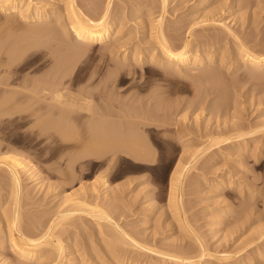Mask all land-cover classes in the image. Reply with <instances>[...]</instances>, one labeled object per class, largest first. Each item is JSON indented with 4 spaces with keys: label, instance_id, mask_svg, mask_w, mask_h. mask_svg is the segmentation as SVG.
I'll return each instance as SVG.
<instances>
[{
    "label": "rangeland",
    "instance_id": "1",
    "mask_svg": "<svg viewBox=\"0 0 264 264\" xmlns=\"http://www.w3.org/2000/svg\"><path fill=\"white\" fill-rule=\"evenodd\" d=\"M34 1L39 3L47 1L46 7L50 10L52 8L53 12L51 11L52 16L45 24L52 23L53 26L54 14L57 15L59 10L60 13L63 12L61 9L64 10V3L67 0ZM200 1L202 0H168L166 10L163 11L159 0L153 2L152 0H110L113 11L125 12L123 23H121L123 30H113L110 39L101 46L91 45L88 49L78 50L79 52L73 49L77 44L74 45L72 39L63 38L69 47L60 49L53 38H46V42L43 43L44 49H41L44 52L42 53L43 67L40 65V69L36 70L35 64L31 63L27 68L17 72L18 79L21 81L26 77H29V80L39 78L40 75L45 83V90L46 88L48 90L45 93L48 99L45 101L47 106L44 114V120L47 121L48 126H43L41 144L36 143L35 126H0V142L5 139V144H8L7 142L10 146L12 144V147L17 150L10 153H18L16 155L25 162H29L30 170L34 169L35 174L38 175L36 181L31 180L32 178L25 173L21 175L23 191H20L22 204L20 212L23 215L20 214L22 218L20 219L23 221L22 227L25 226V229L21 227L24 231L30 225L34 227L36 224H43L42 226L45 227L50 224L54 219L53 207L57 208L65 196L70 194L82 196L89 191L88 194L91 196L86 201L92 207L97 205L98 209L102 208L104 212L106 211L105 213L108 212L112 223L119 224L122 231L130 234L137 241L141 240V243L145 245H154L153 247L159 249L163 246V251L164 246H167L165 249L167 251L169 245H177L172 247L174 250L176 248L175 251L178 248L179 253L192 251L194 255L196 253L194 251L201 244L209 248L208 252L211 249L210 253L214 255H227L230 261L240 258L238 260L242 262L252 260V264H264V261H261L264 260V253H261L264 252L261 251L264 250V239H262L264 223L260 225L262 230L256 227L260 222H264V216L261 215L264 212L262 209L264 207L262 204L264 203L262 200L264 199L262 198L264 197V131H258L259 134L256 132L253 138H244L245 148L242 149L238 148L237 141L243 138H237V141L232 139L229 143L213 142L217 137L222 135L225 137L226 131H232L231 135L235 133L234 130L237 132L242 126L243 130L245 127L247 128L245 130H249L260 125L264 126V71L256 74L251 67H241L237 70L233 68L234 57H236L235 48L239 42L243 41L249 48L264 54V0H250L249 2L253 5L250 4L249 7H240L242 3L248 2L247 0H205L202 1V6L199 4ZM76 2L78 7L81 6L82 11L94 18V15L102 11L103 4L105 6L107 0H76ZM140 2L148 4V7L146 8V5L145 8H141ZM234 5L235 8L231 9ZM96 9L98 11H95ZM17 12L1 10L0 23L3 24L4 19L10 20L12 15L15 22H22L18 20L20 17ZM95 12L97 13L94 14ZM161 13H164V32L170 36L174 44H180V40L190 38L189 41L200 42L201 45L205 44L209 47L215 45L218 48L220 52L212 58L210 66L207 67V63L199 65L200 67L196 69L198 73L192 70L190 72L189 69L178 73L162 64H150L147 61L146 57L153 46V43L149 42H153L154 39L151 34L153 28L149 27H153ZM63 17L62 13L61 18ZM64 19L66 21V18ZM225 25L232 28V36L228 34ZM208 29L211 30L208 31L209 34ZM174 46L179 47V45ZM136 47L139 48L136 49ZM147 47L149 50L143 51ZM30 50L27 54L34 49ZM141 52L144 59L141 57V61H137L142 55ZM123 53L128 55L125 59L122 58ZM221 53L224 56L223 62ZM135 55H137L136 58ZM1 71L0 75H3L4 72ZM56 90L62 93L61 96L63 95L60 96L61 101L68 104L61 103L62 106L56 101L53 97L55 94L53 92ZM231 127L234 129L231 130ZM227 134L226 137L229 135ZM212 138L215 139L211 140ZM5 144L2 142L0 146ZM126 147H131L132 150L125 151ZM2 156L5 155L0 153V160L3 159H1ZM245 158L246 161H244ZM176 165L184 166L182 170L180 167L179 171H183L188 165L189 168L187 173H185L187 169L184 172L181 186L183 188L175 191L170 174ZM0 166V214L5 216L0 217V239L3 238L0 243V264H37L39 259L41 262L39 264H53L55 257H51L55 256V253L53 252L51 256V252L48 251L50 255L48 256L46 251L50 246L43 247L46 248L43 253L47 256L44 258L43 255L38 259L34 257L20 259L7 248L4 240H9L11 233L5 231L7 228H4V221L11 209L12 196H8L11 191L9 190L10 181L5 171L7 167L1 163ZM231 170H237L240 173L237 171L230 173ZM103 179L108 181L109 190L101 186ZM222 179L235 182L234 187L222 191L219 188L220 183L223 182ZM240 179L243 182H239ZM217 190L222 191L223 195ZM174 191L182 197V206L179 211H176L174 200H172L176 195ZM23 195L26 198H23ZM75 198L80 201L81 197ZM89 198L91 200H88ZM222 200H224L223 205H220ZM226 202L228 206L225 205ZM177 212L179 215L176 214ZM84 216H77L81 218L79 221L77 220L80 218L75 220L77 217L74 216L75 218H70L71 221L68 219L67 224L61 226L60 231H57L58 228L56 230L63 234L61 237H63L64 245L68 243L65 245L66 255L61 264L73 263L81 253L88 255V248L92 244V246L96 245L95 249L100 246V249L107 248L106 250L102 248L104 251L97 249L96 255L88 256L89 263L97 261L95 258L100 251L102 252L99 257L102 256L104 259V261L100 260L101 264L111 263L114 259L110 260V258L117 254L120 256H115L114 261L117 260L116 263L113 261L115 264L127 263L126 256H130L133 260L136 258L140 264H146L149 260L150 264H154L156 261L157 256L147 250H144L143 255L139 254L142 259L145 258L144 261L138 253L135 255H138L141 261L137 256L132 258L133 250L128 254V246L125 247L127 252H116L117 254L110 255L111 247L104 245L103 242L107 236L105 233L102 235L105 228L101 229L96 220L87 215ZM186 221L196 231L189 228V223ZM102 223L108 225L107 222ZM214 224V229L210 228ZM37 225L36 229L40 233L44 228L39 229ZM36 229L33 231L37 235ZM198 238L202 239V242ZM249 242L253 247H250ZM196 243L199 245L195 247ZM99 244L100 246L97 247ZM74 245L77 246L76 249L81 247L76 254L72 253ZM82 247L87 249L86 253ZM129 249L132 248L129 247ZM174 250L172 253L178 254ZM120 253L126 254L121 257ZM255 254L260 257L259 260H256ZM151 257L154 258L151 259ZM254 257L255 261H253ZM43 258L44 261L46 259L45 262ZM162 260L163 258L158 259V264L166 262ZM212 261L214 264L219 263L216 259Z\"/></svg>",
    "mask_w": 264,
    "mask_h": 264
},
{
    "label": "bare ground",
    "instance_id": "2",
    "mask_svg": "<svg viewBox=\"0 0 264 264\" xmlns=\"http://www.w3.org/2000/svg\"><path fill=\"white\" fill-rule=\"evenodd\" d=\"M43 1V0H42ZM66 1V0H65ZM64 1V2H65ZM96 1V0H95ZM153 1H156V0H152ZM158 1V0H157ZM160 1V4H161V8L162 10L164 11V9L166 8V6L168 5V0H159ZM202 1H205V0H202ZM200 1L199 4L200 6L203 5V2ZM248 2H244L240 5V7H249L250 4H252L251 2H249L250 0H247ZM38 2V3H37ZM35 2L34 0H28V1H24L22 2V0H0V11L3 10V11H18V15L20 18H18V20L20 19L22 22H15L14 19L12 18V15L10 17V20H6L4 22L3 20V24L0 23V71L2 70L4 72V74L0 75V126H35L36 127V134H35V139H36V143L37 144H41L42 140H43V126H48L46 125V122L44 120V114L46 113V106L45 105V101L48 99H46V97H48L47 95H45L46 91L48 92L47 88L45 90V83L43 81V78L39 75V78H35V79H31L29 80L27 77L26 78H23L22 81L18 79V74L17 72L21 71L23 68H27L29 65H31V63H34L35 64V69L36 70H39L40 67L42 66V60H43V54L44 52H42V48L44 49L43 47V43L46 42V38H49V39H52L55 40V43H56V46L60 49H62L61 47H63L64 49L67 48L69 46H67L63 40L64 39H72V43L75 45V43L77 44L76 46L73 47V49H75L77 52H79L78 50H83V49H88L89 46L91 45H99L101 46L102 44H104L108 39H110V36L112 34V31L113 30H123L122 29V25L121 23H123L122 21L124 20V13L122 12H119V11H113L111 9V3H110V0H107V2L105 3V6L103 4V7L102 8V11L101 9H99L101 12L99 14H96L97 12H95L94 14V18L88 16L86 14L85 11H82L80 9V7H78V4L76 2V0H67L64 4H65V7H64V10H62L61 8V11L63 12H59L57 9L56 11L57 12V15H55L54 13V20H55V24H53V26L48 23V24H45L47 22V20L52 16L51 14V11H52V8L50 10V8L46 7L47 4V1L46 2H42V3H39V1ZM52 2V1H51ZM148 2V1H147ZM150 2V1H149ZM32 3H35V4H32ZM55 3V2H54ZM93 3V1H92ZM100 3V2H99ZM151 3V2H150ZM56 4V3H55ZM63 4V2H62ZM95 4V3H94ZM140 7L141 8H146L148 7V4L146 3H141L140 2ZM54 5V4H53ZM59 5V4H58ZM96 5V4H95ZM157 5V4H156ZM231 5V4H230ZM253 5V4H252ZM50 6V5H49ZM56 6V5H55ZM86 6V5H85ZM139 6V5H138ZM232 6V5H231ZM52 7V6H51ZM96 7V6H95ZM102 7V6H101ZM157 7V6H156ZM59 8V7H58ZM158 8V7H157ZM235 8V5L233 7H231V9H234ZM92 9V8H91ZM115 9V8H114ZM154 9V8H153ZM55 10V9H54ZM94 10V9H93ZM144 10V9H143ZM166 10V9H165ZM95 11H98L97 9ZM124 11V10H123ZM148 11V9H147ZM53 12V11H52ZM92 13L94 11H91ZM140 12V11H139ZM151 12V11H150ZM158 12V11H157ZM9 13V12H8ZM13 13V12H11ZM59 13V14H58ZM62 13L64 14V17L61 18L62 16ZM144 13V12H143ZM102 14L101 16H97V15H100ZM163 14L164 13H161L160 14V18L157 19V21L155 22V24H153V27H149V25L147 27L149 28H153L152 29V36L154 37L153 39V42H149V43H153V46L152 48L150 49L146 59L147 61L150 63V64H162L164 66H166L167 68L175 71V72H178V73H181V72H186L189 71L191 72H195L197 67L201 64H206L207 63V67L210 66L209 63L212 62V58H214L217 54H219V50L217 47H209L208 45L205 46L204 45H201L200 42H194V41H189V39H185V40H180V44H174L172 41H171V38L170 36H168V34L166 35L165 32H164V28H163ZM7 15V14H6ZM10 14H8L9 16ZM17 15V16H18ZM16 16V15H15ZM93 16V15H92ZM96 16L98 18H96ZM139 16V15H138ZM145 16V14H144ZM12 18V20H11ZM15 20L16 17H14ZM61 18V19H60ZM66 18V21L65 19ZM149 18V17H148ZM64 19L63 21H60ZM123 19V20H122ZM149 21V20H148ZM1 22V21H0ZM16 24H15V23ZM144 22V20H143ZM23 23V24H22ZM30 25H29V24ZM31 23H38V24H31ZM44 23V25H43ZM152 22H150L151 24ZM224 24V23H223ZM51 25V26H50ZM145 26V25H144ZM152 26V25H151ZM165 26V25H164ZM208 27V25H207ZM225 28H227V31H228V34L230 36H232V28H228L226 25L224 26ZM205 28V27H204ZM221 28V27H220ZM231 29V30H230ZM148 30V29H146ZM218 30V29H216ZM215 30V31H216ZM221 30V29H220ZM193 31V30H192ZM208 31H211L210 29L207 30ZM214 31V32H215ZM224 31V29H223ZM150 33V32H149ZM234 33V32H233ZM209 34V32H208ZM212 34V33H211ZM150 35V34H148ZM206 37L208 38L207 36V33L205 34ZM213 35V34H212ZM235 35V34H234ZM194 36V34H193ZM210 36V35H209ZM225 36V35H224ZM228 36V35H227ZM205 37V38H206ZM236 37V36H234ZM150 38V37H149ZM152 38V37H151ZM206 38V39H207ZM238 38V37H236ZM233 39V38H232ZM45 40V41H44ZM69 40V41H70ZM74 40V42H73ZM192 40V38H191ZM199 40V39H198ZM205 40V39H204ZM234 40V39H233ZM242 40V39H241ZM51 41V40H50ZM67 41V40H65ZM149 41H152L149 39ZM206 41V40H205ZM217 41V40H216ZM219 41V39H218ZM239 41V39H238ZM145 42V41H144ZM203 42V41H201ZM207 42V41H206ZM210 42V41H209ZM140 43V42H139ZM71 43H69L70 45ZM208 44V42H207ZM214 44V43H213ZM246 44V43H245ZM242 42H239L236 46V53H235V64L233 65V68L234 70H237L241 67H244V68H252L254 73L256 72V74L258 72H261V71H264V54H260L259 52H256V50L254 48H249V46L246 44L245 45ZM152 45V44H151ZM150 45V46H151ZM174 45H179V49L176 48ZM55 46V47H56ZM105 46V45H104ZM139 46V45H137ZM202 46V47H201ZM204 46V47H203ZM208 46V47H207ZM135 47V46H134ZM142 47V46H141ZM140 47V48H141ZM145 47V46H144ZM71 48V47H70ZM139 48V47H136V49ZM146 48V47H145ZM145 50H149V47H147V49ZM30 49H34L30 54H27V52L30 50ZM254 49V50H252ZM56 50V49H55ZM59 50V49H58ZM142 50V48H141ZM153 50V51H152ZM31 51V50H30ZM54 51V50H53ZM66 52V50H65ZM222 52V51H221ZM145 53V52H144ZM262 53V52H261ZM27 54V55H26ZM55 54V53H54ZM142 54V52H141ZM147 54V53H146ZM222 54V53H221ZM221 58H222V62L224 61L223 58V54L221 55ZM234 54V52H233ZM63 55V54H62ZM75 55V54H74ZM140 55V54H139ZM138 55V56H139ZM66 56V55H65ZM128 55L126 53H123V59H125ZM137 55H135V58H136ZM143 54L139 56L138 60L137 61H141L140 58L142 57L143 58ZM134 58V59H135ZM220 58V59H221ZM144 59V58H143ZM226 59V58H225ZM145 61V60H143ZM220 61V60H219ZM58 62V61H57ZM64 62V61H63ZM60 63V62H59ZM41 65V66H40ZM162 66V67H164ZM43 67V66H42ZM200 67V66H199ZM207 69V68H206ZM1 71V72H2ZM2 72V73H3ZM189 72V73H190ZM197 72V71H196ZM198 73V72H197ZM201 73V72H200ZM25 76V75H24ZM21 77V76H20ZM59 91V90H58ZM50 92V91H49ZM60 92V91H59ZM56 91H54L53 93V97H55L56 101H58L60 104H66L67 102L66 101H69V100H66L65 102L66 103H63V101H61L60 99V96L61 94ZM51 93V92H50ZM48 94V93H47ZM46 96V97H45ZM63 96V95H62ZM61 96V97H62ZM53 97L51 96V98L53 99ZM50 98V99H51ZM49 99V100H50ZM73 101V99H72ZM49 102V101H48ZM54 102V101H53ZM58 102H57V105H58ZM74 103V102H73ZM72 103V104H73ZM61 104V105H62ZM68 104V103H67ZM71 106H75V105H72ZM56 105V106H57ZM60 106V105H59ZM63 106V105H62ZM66 106V105H64ZM67 107V106H66ZM51 109V107H50ZM69 109V107H68ZM72 109H74L72 107ZM52 110V109H51ZM66 110V109H65ZM48 112V111H47ZM67 114V112H66ZM98 122V121H97ZM102 124V123H101ZM100 124V125H101ZM261 124V123H260ZM259 125V124H258ZM8 126V127H9ZM257 126V125H256ZM233 127V126H232ZM231 127V128H232ZM241 127V126H240ZM243 127V126H242ZM240 128L239 131L236 132V130H234L235 133L231 134L230 135V132H227L224 133V136L225 137H222L220 136L219 138L217 137L216 139L215 138H212L211 140L215 139L213 142L214 143H217L219 141H224V142H231L232 139H236V141L238 140L237 138H240L243 140H238L237 141V144H238V148L242 149V148H245V139L244 138H253V136L256 135V132L258 133V131H264V126L260 125V126H257L253 129H249V130H245L247 129L245 127V129L243 130V128ZM1 129V127H0ZM21 129V128H20ZM47 129V128H46ZM234 128H232L231 130H233ZM28 130V129H27ZM3 131V130H2ZM30 131V130H29ZM210 131V130H209ZM1 132V131H0ZM215 132V131H214ZM218 132V131H217ZM216 132V134H218ZM210 133V132H208ZM229 135H228V134ZM1 134V133H0ZM9 134V133H8ZM32 134V133H31ZM211 134V133H210ZM226 134L228 135L226 137ZM259 134V133H258ZM30 135V134H29ZM28 135V136H29ZM133 135V134H132ZM261 135V134H260ZM258 136V135H257ZM2 138V137H1ZM10 139V137H9ZM28 139V138H27ZM258 139V138H257ZM5 140V139H4ZM4 140L2 139L1 142H0V145L1 143L4 142ZM210 140V141H211ZM234 141V140H233ZM7 142V141H6ZM33 142V141H32ZM244 142V143H243ZM249 143V140L247 141ZM246 142V143H247ZM9 144V142H7ZM208 143V142H207ZM220 143V142H219ZM227 143V144H228ZM5 144L4 146H0V153H3L5 156H2L0 160V163L5 165L7 168H3L5 171H6V175L10 181V185H9V190L11 191V193L9 192L8 196L10 195V197L12 196V204H11V209L9 211V215L6 217L5 219V227L4 228H7L5 231H9L11 234H10V238L9 240H4V242H6V246L7 248L9 249V251H11L12 253L16 254L17 257H19L20 259L21 258H25V259H28V258H33L34 259H38L40 258L41 256L44 255V258L49 254L48 251H50L51 253V256L53 254V252L55 253V256H52L51 258L55 257L53 259L54 263L53 264H61L63 261V258L65 257V245L68 244L66 243L64 245L63 243V237H61L63 234H61V232H57V231H60L61 230V226H63V224H67L66 221H71L70 218H75L74 216H80V217H83L84 215H87L91 218H93L94 220L97 221V224L98 226H101V229L105 228L104 231H103V234L105 233V236H106V239L103 240L104 242V245L106 244V246L108 245L109 247H111V251H110V255H114L119 253V252H127L125 251V247L128 246V250L129 252H127L128 254L131 252V256H133L132 258H134V256H137V258L142 254L143 255V252L144 250H147L152 252L153 255L157 256L156 257V261L154 262L152 260V262H154V264H158V259L161 260L163 258V262L164 260H166L165 263H161V264H214V261L213 260H218V262L221 264H252V260L250 261H247V262H242L238 259V256H237V260L236 261H230L229 260V257L225 254H221V255H214L213 253H210V250L208 252V249L206 247H203L201 244L198 246L197 243L194 244L195 247H197V250L194 251V247H193V251L196 252L194 255H193V252L191 251L190 252V248H189V252L190 253H181V255H179L180 253L178 252V248H177V251L176 248L175 250L172 248L174 246L177 247V245H169L170 246V250H169V246H168V250L165 251V249H167L166 247L167 246H164V251L162 250L163 246L159 248H156V247H153L154 245H148L145 243H141L142 241H137L135 238L131 237L130 234L122 231L120 229V227L114 223H112L111 221V218L109 217V215L107 213L104 212V210H102V208H99L96 207L97 205H95L94 207H92V205L90 203H88L87 198L89 196H91L88 191V193H84L81 195H76V196H79L81 197L79 200L80 201H77L76 200V196H74V194H70L68 196H65L64 198H62V200L60 201V203L58 204L57 208L56 206L53 207L54 209L52 210V214H54V219L51 221L50 224H48L47 226L43 227L41 225H37L38 228H44L42 231H40L39 233V230L36 229V225L33 227V225H30L29 227H26V230L24 231V227H22V218L20 217V214H21V197H20V191L22 189V183L21 181L23 182L22 180V174L25 175L27 174L29 178H32L31 180H35L37 179L38 175L37 173L35 174V171L34 169L31 171L30 170V167L31 165H28L27 162H25V160H22L20 157H18L16 154H13V153H10V152H15V148L12 147V144L10 146V144ZM120 144V143H119ZM127 144V143H126ZM125 144V145H126ZM208 144H213L212 142L211 143H208ZM222 144V143H221ZM234 144V142H233ZM236 144V143H235ZM27 145V144H26ZM256 145V144H255ZM25 146V145H24ZM121 146V144H120ZM208 146V145H207ZM210 146V145H209ZM214 146V145H213ZM206 147V146H205ZM249 147V146H248ZM17 148V147H16ZM131 148V147H130ZM130 148H127L126 147V150L125 151H130L132 149ZM217 148V147H216ZM235 148V147H234ZM236 148V149H238ZM247 148V147H246ZM27 149V148H26ZM252 149V148H251ZM191 150V149H190ZM211 150V148L209 149ZM220 150V149H219ZM233 150V149H232ZM21 151V150H20ZM23 152V151H22ZM21 152V154H22ZM25 152V151H24ZM124 152V151H123ZM210 152V151H209ZM208 152V153H209ZM137 153V152H136ZM192 153V152H191ZM196 153V152H195ZM232 154V153H231ZM235 154V153H234ZM242 154V153H241ZM239 154V156L241 155ZM254 154V153H253ZM226 155V154H225ZM252 155V154H251ZM138 156V155H137ZM197 156V155H196ZM238 156V157H239ZM193 157V156H192ZM198 157V156H197ZM242 157V156H241ZM191 160V159H190ZM196 160V159H195ZM243 160V159H242ZM239 161V160H238ZM246 161V158L245 160ZM239 163V162H238ZM188 164V163H187ZM33 165V164H32ZM179 165V164H178ZM176 165L175 168H174V171L172 172L171 175V181L173 184V188L175 189V191L179 188H181V186L183 185L182 184V179H183V176L185 173L188 172V169L189 168V165L185 167V169L183 171H179V168L182 170L184 166H178ZM181 165V164H180ZM1 167V166H0ZM33 167V166H32ZM187 169V171H186ZM236 169V168H235ZM3 170V171H4ZM37 170V168H36ZM230 170V169H229ZM228 170V171H229ZM238 170V169H237ZM235 170V171H237ZM39 171V170H38ZM186 171V172H185ZM234 171V170H233ZM231 170L230 173L233 172ZM235 171L233 173H235ZM239 171V170H238ZM237 171V172H238ZM182 172V173H181ZM185 172V173H184ZM236 172V173H237ZM25 173V174H24ZM227 173V172H226ZM240 173V172H238ZM73 174V173H72ZM242 174V173H241ZM3 175V174H2ZM232 175V174H230ZM238 175V174H237ZM245 175V174H244ZM41 176V175H40ZM233 176V175H232ZM240 176V174H239ZM5 177V176H4ZM229 177V176H227ZM241 177L243 178V176L241 175ZM6 178V177H5ZM211 178V177H210ZM226 178V177H225ZM231 179V177H229ZM233 178V177H232ZM237 178V177H236ZM230 179H227L229 181H223L222 179V183H220V189L222 191H225V190H230V188H233L234 187V183L235 182H231ZM246 179V178H244ZM5 180V179H4ZM30 180V179H29ZM215 180V179H214ZM235 180V179H233ZM247 180V179H246ZM8 181V182H9ZM237 181V180H236ZM241 181V179L239 180V182ZM245 181V180H244ZM210 182V181H209ZM216 182H218L216 180ZM215 182V184H216ZM238 182V181H237ZM243 182V181H241ZM61 183V182H60ZM65 183V182H64ZM24 184V183H23ZM58 184V183H57ZM102 187L104 189H110V185L108 183L107 180L103 179L102 183H101ZM213 185V184H212ZM239 185V184H238ZM25 187V185H23ZM241 186V185H239ZM1 187V186H0ZM237 187V186H236ZM60 188V186L58 187ZM95 188V187H94ZM183 188V187H182ZM181 188V189H182ZM239 188V187H238ZM49 189V188H48ZM52 189V188H51ZM50 189V190H51ZM87 189V188H86ZM93 189V188H92ZM108 189V190H109ZM218 189V188H217ZM218 189V190H220ZM26 190V189H25ZM214 190V189H213ZM217 190V191H218ZM61 191V190H60ZM174 191V193H175ZM183 191V190H182ZM181 191V193L183 194V192ZM215 191V190H214ZM222 191H218L220 194ZM3 192V191H2ZM6 192V191H5ZM25 192V191H24ZM82 192H86V191H82ZM226 192H229V191H226ZM57 193V192H56ZM92 193V192H91ZM49 194V193H48ZM54 194V193H53ZM176 194V193H175ZM26 195V193H25ZM95 195V194H94ZM101 195V194H100ZM174 195V194H173ZM222 195H223V192H222ZM22 196V195H21ZM28 196V195H27ZM99 197V196H98ZM104 197V196H103ZM23 198H26L24 195H23ZM22 198V199H23ZM29 198V197H28ZM61 198V197H60ZM75 198V199H74ZM264 198V197H262ZM78 199V198H77ZM222 199V198H221ZM76 200V201H75ZM88 200H91L90 198ZM174 200V205L176 206V211H179L181 210V206H182V197H180V194H176L175 195V198L172 199ZM184 200V199H183ZM220 200V199H219ZM225 200V199H224ZM222 200V204L219 203L220 205H223V201ZM264 200V199H262ZM25 201V199H24ZM22 200V202H24ZM29 201V200H28ZM27 201V202H28ZM47 201V200H46ZM59 201V200H58ZM75 201V202H74ZM57 202V201H56ZM87 202V203H86ZM90 202V201H89ZM221 202V201H220ZM43 203V202H42ZM47 203V202H46ZM99 203V202H98ZM262 203V202H261ZM56 204V203H55ZM91 206H90V205ZM264 204V203H262ZM100 205H102L100 203ZM217 205V204H216ZM227 205V202L226 204ZM232 205V204H231ZM228 206V205H227ZM220 206H218L219 208ZM2 208V207H1ZM217 208V207H216ZM183 209V207H182ZM262 209H264V207H262ZM215 210V208H214ZM183 211V210H182ZM262 212V211H261ZM264 213V212H262ZM262 216H264V214H262ZM4 214V213H3ZM6 214V213H5ZM178 214V212L176 213ZM259 214H260V211H259ZM23 215V214H21ZM83 215V216H82ZM179 215V214H178ZM184 215V214H183ZM215 215V214H214ZM217 215V214H216ZM2 216V214H0V217ZM181 216V215H180ZM219 216V215H218ZM227 216V215H226ZM5 217V216H4ZM3 216L1 218H4ZM52 217V216H51ZM80 217H77L75 220H77L78 218ZM85 217V216H84ZM185 217V215H184ZM214 217V216H213ZM21 218V219H20ZM89 218V220L91 219ZM32 219V218H31ZM43 219V218H42ZM51 219V218H50ZM83 219V218H82ZM181 219V217H180ZM187 218H185L186 220ZM222 219V218H221ZM4 220V219H3ZM34 220V219H33ZM81 220L78 219L77 221ZM182 220V219H181ZM29 221V220H28ZM35 221V220H34ZM46 221V220H45ZM95 221V222H96ZM107 222L108 225L106 224H103L102 222ZM3 222V223H4ZM26 222V221H25ZM187 222V221H186ZM215 222V221H214ZM213 222V223H214ZM259 222V221H258ZM42 223V222H41ZM77 223V222H76ZM79 223V222H78ZM85 223V222H84ZM189 223V222H187ZM264 223V222H260L259 225H257L256 223V227L258 228H261V224ZM24 224V223H23ZM45 224V223H44ZM96 224V223H95ZM96 224V225H97ZM182 224V223H181ZM186 224V223H185ZM75 225V224H74ZM73 225V226H74ZM80 225V223H79ZM82 225V224H81ZM69 226V225H68ZM89 226V225H88ZM104 226V227H103ZM211 226V225H210ZM213 226V227H212ZM210 228L214 229V225H212ZM254 226V225H253ZM24 229H22V228ZM76 227V226H75ZM90 227V226H89ZM93 227V225H92ZM191 227L190 223H189V228ZM1 228V227H0ZM34 228V229H33ZM58 228V230H57ZM60 228V229H59ZM63 228V227H62ZM38 230V234L36 235V233L33 231V230ZM75 229V228H74ZM74 229H72L74 231ZM191 229L195 230L193 228V226L191 227ZM57 230V231H56ZM97 230H98V227H97ZM190 230V229H189ZM257 230V229H255ZM262 230V228H261ZM258 229V231H261ZM56 231V233H55ZM65 231V230H64ZM99 231V230H98ZM102 231V230H101ZM196 231V230H195ZM15 233H17V235H15ZM59 233V234H57ZM68 233V232H67ZM196 233V232H195ZM215 233V232H214ZM194 234V233H193ZM216 234V233H215ZM260 234V233H259ZM196 236H198L197 234H195ZM31 236H34V237H31ZM103 236V237H105ZM3 237V236H2ZM199 237V236H198ZM195 239V238H194ZM201 242H202V239L198 238ZM197 239V240H198ZM225 239V238H224ZM264 239V238H262ZM0 243H2L3 241V238L0 239ZM83 240V239H82ZM102 240V239H101ZM100 240V241H101ZM139 240V239H138ZM256 240V239H255ZM254 240V241H255ZM97 241V240H96ZM196 241V239H195ZM150 242V241H149ZM198 243H200L199 241H196ZM251 242V241H250ZM249 242V245H251L250 247H253L252 246V243L250 244ZM101 243V242H100ZM175 243V242H174ZM74 244V243H73ZM82 244V243H81ZM103 244V243H102ZM151 244V243H150ZM156 244V243H155ZM204 244V242L202 243ZM254 244V243H253ZM259 244V243H258ZM262 244V243H261ZM93 245V244H92ZM90 245L88 250H89V253H87L88 255H85V254H82L79 255L78 259H77V256L75 257L77 260L76 261H73V263L71 264H96V263H100V260L102 261L103 257L100 256L99 257V254L100 252H97L99 253L98 256L95 258L97 261L95 262L94 260L95 259H92L94 262L92 263H89L88 261L90 260V257L88 256H91L92 254H95V251H97V249H100V244L97 245L100 246L98 247L97 249H95L94 246ZM166 245V244H165ZM179 245V244H178ZM1 246V245H0ZM5 246V247H6ZM45 246H50L48 248V250L46 249L47 251V255L44 254L43 252L45 251V249L43 247ZM84 246V245H83ZM156 246V245H155ZM160 246V245H159ZM205 246V245H204ZM247 246V245H245ZM259 246V245H258ZM262 246V245H261ZM68 247V245H67ZM75 248H73V252L74 254L78 253L79 250H81V247L80 249H76L77 246L74 245ZM129 247H131L132 249L130 250ZM181 247V246H180ZM249 247V248H250ZM83 248V247H82ZM106 250L105 247H102ZM101 248V249H102ZM245 248V247H243ZM242 248V249H243ZM248 248V247H247ZM257 248V247H256ZM260 248V247H259ZM70 249V248H68ZM100 249V250H101ZM126 249V250H127ZM175 252H178V254H175V253H172L173 250ZM196 249V248H195ZM207 249V250H206ZM240 249V248H239ZM254 249V248H253ZM261 249V248H260ZM259 249V250H260ZM85 248H83V251L85 252ZM103 250V249H102ZM187 250V249H186ZM251 250V249H250ZM99 251V250H98ZM104 251V250H103ZM108 251V250H107ZM235 251V250H234ZM253 251V250H252ZM251 251V252H252ZM261 251H264V250H261ZM260 251V252H261ZM117 252V253H116ZM146 252V254H147ZM247 252V251H246ZM46 253V252H45ZM71 253V254H72ZM86 253V252H85ZM135 253H138V255H135ZM258 253V252H257ZM261 253H264V252H261ZM68 254V253H67ZM108 254V253H107ZM121 254V253H120ZM126 254V253H125ZM122 255L121 257H124L125 256ZM150 254V253H149ZM148 254V255H149ZM182 254H187V255H182ZM189 254V255H188ZM103 255V254H102ZM152 255V256H153ZM248 255V254H247ZM256 255V254H255ZM3 256V255H2ZM50 256V255H48ZM87 256V257H86ZM104 256V255H103ZM116 256V255H115ZM115 256L113 258H110V260L112 259H116ZM118 256V254H117ZM116 256V257H117ZM120 256V255H119ZM118 256V257H119ZM146 256V255H145ZM151 256V254L149 255V257ZM154 256V257H155ZM230 256V255H229ZM257 256V255H256ZM74 257V256H73ZM92 257V256H91ZM102 257V258H101ZM111 257V256H110ZM128 261L130 258V256H126ZM129 257V258H128ZM141 257V260L144 261V259H142V256ZM153 257V258H154ZM158 257H162L161 259L158 258ZM231 257V256H230ZM246 257V256H245ZM42 258V257H41ZM44 258L42 259L44 261ZM94 258V257H93ZM151 257V259H153ZM215 258V259H214ZM257 256V259L254 257V260H259ZM7 258H5L6 260ZM49 259V257L47 258ZM66 259V258H65ZM126 259V258H125ZM139 261L140 258H138ZM243 259L244 256H243ZM91 260V261H92ZM113 260V261H114ZM121 260V259H120ZM124 260V258H123ZM155 260V259H154ZM261 260V259H260ZM46 261V259H45ZM44 261V262H45ZM51 261V260H50ZM99 261V262H98ZM104 261V259H103ZM109 261V260H108ZM111 262L109 264H115L116 261L114 262ZM126 260L127 263L125 264H140V262H138L136 260V258L131 259V261L128 262ZM146 261V260H145ZM240 261V262H239ZM246 261V260H245ZM261 261H264V260H261ZM8 262V261H7ZM39 263L40 262V259L38 260ZM121 262V261H119ZM217 261H215V263H218ZM258 261H256L257 263ZM37 263V264H39ZM105 264L107 262H104ZM103 263V264H104ZM124 263V262H123ZM142 263V262H141ZM144 263V262H143ZM146 263V262H145ZM148 264H150V260L149 262H147ZM146 263V264H147ZM218 263V264H219ZM44 264V263H43ZM108 264V263H107ZM117 264H121V263H118ZM259 264V263H258ZM262 264V263H261Z\"/></svg>",
    "mask_w": 264,
    "mask_h": 264
}]
</instances>
